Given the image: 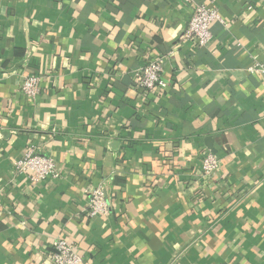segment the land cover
Here are the masks:
<instances>
[{"label": "crops", "instance_id": "1", "mask_svg": "<svg viewBox=\"0 0 264 264\" xmlns=\"http://www.w3.org/2000/svg\"><path fill=\"white\" fill-rule=\"evenodd\" d=\"M198 1L222 18L203 47L178 0H0V264H51L57 237L82 264H264V0ZM152 60L166 86L144 94ZM29 148L59 179L15 170Z\"/></svg>", "mask_w": 264, "mask_h": 264}, {"label": "built area", "instance_id": "2", "mask_svg": "<svg viewBox=\"0 0 264 264\" xmlns=\"http://www.w3.org/2000/svg\"><path fill=\"white\" fill-rule=\"evenodd\" d=\"M181 4L190 8V16L182 40H190L195 47H203L212 39L211 25L214 22H222V18L216 7L198 0H178ZM162 63L160 60H152L139 68L136 78V86L142 93L147 94L166 86L162 79ZM250 74L260 75L264 82V63L254 59L246 67ZM40 78L34 73L25 74L21 78L20 91L24 96L35 99L40 90ZM201 166L205 175L215 172L220 165L219 158L212 152L202 154ZM16 171L25 174L31 181L56 180L62 174V169L55 160L29 148L14 162ZM109 204L106 199L105 189L98 185L91 190L88 202V214L90 216L107 215ZM53 253L51 264H82L81 256L75 247L65 238L57 237L52 241Z\"/></svg>", "mask_w": 264, "mask_h": 264}]
</instances>
